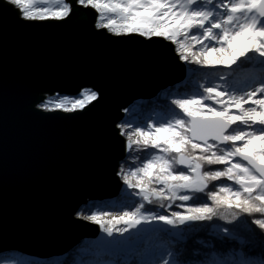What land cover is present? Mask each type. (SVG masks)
<instances>
[{
  "label": "water",
  "instance_id": "95a60500",
  "mask_svg": "<svg viewBox=\"0 0 264 264\" xmlns=\"http://www.w3.org/2000/svg\"><path fill=\"white\" fill-rule=\"evenodd\" d=\"M94 12L25 21L0 0V254L48 259L95 238L98 225L75 213L119 193L122 111L187 72L171 42L97 29ZM85 88L99 99L83 109L37 107Z\"/></svg>",
  "mask_w": 264,
  "mask_h": 264
},
{
  "label": "snow or ice",
  "instance_id": "6c2138e0",
  "mask_svg": "<svg viewBox=\"0 0 264 264\" xmlns=\"http://www.w3.org/2000/svg\"><path fill=\"white\" fill-rule=\"evenodd\" d=\"M25 21L67 20L79 7L95 10V27L113 35L137 34L147 39L163 38L175 45L174 52L185 64L232 65L252 64L256 75L245 84L248 91H229L222 85L203 88L187 98L174 99L164 115L137 120L145 127L131 129L130 124L118 125L127 138L131 153L154 149L150 157L127 169L121 165L116 173L129 189L127 196H139L141 203L131 211L102 220L108 213H77L81 219L101 224L112 236L113 231L126 232L141 221L162 222L173 228L184 225L186 230L199 221L224 219L233 228L223 227L231 234L235 228L252 224L261 230L264 239V0H53L51 8H35L34 0H4ZM194 71V70H193ZM220 79H225L220 77ZM80 99L48 100L37 107L50 110V105L64 111L83 109L99 99V93L85 88ZM258 97V98H257ZM70 105V106H68ZM170 117V118H169ZM158 125V126H156ZM135 137V139L133 138ZM223 167L213 169L212 166ZM226 181L233 183L229 184ZM221 181L219 185L212 184ZM212 185L215 190H209ZM183 211L157 215L143 211L145 202L170 208L176 201ZM207 200L211 203L189 201ZM259 216L240 221L241 215ZM123 221L127 227L115 228ZM153 230L140 229L135 237L106 240L110 248H128L145 242L140 264H202L191 261L177 249L168 252L148 235ZM165 235L169 230L160 229ZM177 242L181 233L173 234ZM164 255L170 258L162 259ZM68 264V262H65Z\"/></svg>",
  "mask_w": 264,
  "mask_h": 264
},
{
  "label": "rangeland",
  "instance_id": "374dc122",
  "mask_svg": "<svg viewBox=\"0 0 264 264\" xmlns=\"http://www.w3.org/2000/svg\"><path fill=\"white\" fill-rule=\"evenodd\" d=\"M35 8L38 10L40 8H51L53 7V0H34ZM94 21L96 22V16ZM174 48L175 45L173 44ZM185 66L187 72L183 76V79L179 82L172 84L170 86H166L165 88L159 90L158 98L162 100L161 106H156L155 102L146 105L145 108H136L132 105L133 102L137 101L134 100L130 104L127 105L126 108H124L122 113V118L118 125L121 124H130L131 129L134 130L136 127H145V123L148 122L147 118H151L152 121H155V118L158 116H162L165 114V112L170 108L175 109L177 112L180 110L176 108L175 105L172 104V101L174 99H182L187 98L194 94L197 89L202 92L203 88H198L199 85H204L205 87H212L214 85H222L223 87L220 88L221 91L224 90L226 87L229 91L237 90L239 91L241 88H243L244 91H248V87H244L245 84L249 83L252 78L256 75V68L252 64H246V65H232L230 68L226 67L224 65H197L198 69L190 70L189 66L190 64H185V62L181 61ZM220 77H224L225 79H220ZM171 87V88H169ZM258 98V97H257ZM140 100V99H139ZM158 102V101H157ZM156 102V103H157ZM160 103V102H158ZM170 118V117H169ZM137 120H144L145 123H136ZM117 125V126H118ZM158 126V125H156ZM119 128V127H118ZM119 133L120 128H119ZM124 142H125V154L123 158L120 160L118 165L119 171L121 165H123L126 169L133 164V159L137 156L140 157V159L135 160V164L139 165L143 162V159L146 157H150V153L154 152V149H146L141 152H129L127 149V138L126 136L122 135ZM135 139V137H133ZM213 169L221 168L223 166L221 165H214L212 166ZM119 177V176H118ZM121 181V192L114 195L113 198L105 200V201H97L94 203H88L90 200H88L85 204H83L80 207L85 208L87 211L84 212L85 215H90L92 212H98V213H108L110 215L102 216V220H108L111 219L112 216H119L124 211H131L133 208L138 206L142 201L139 199V196L133 195L132 197H128L127 193L135 191H138L136 189H129L127 185L124 184L123 180L119 177ZM226 183H233L231 181H226ZM221 181H214L212 184L219 185ZM209 190H215V188L212 187V185L209 186ZM211 203V201L207 200H198V201H189L187 203L193 204V203ZM181 202L176 201L174 204H172L173 207L170 208H163V211H159L157 207H153V204L146 203V206L144 207L143 211H151L155 212L157 215H169L173 211H183V209L177 207ZM88 205V206H86ZM148 205V207H147ZM79 207V209H80ZM77 210L75 213V216H77V213L81 210ZM78 217V216H77ZM255 218H259L258 214L255 217H252V220ZM92 222V221H91ZM224 222V221H223ZM219 223L215 224V226H210V232L215 236L211 241H215L217 243H222L225 240L230 239H237L240 244H244L243 246H247L246 252L243 255V263L240 264H264V257L261 256V260L258 258V252L263 253L264 252V239L253 237L252 239H247L241 236H238L235 231H232L231 234L224 233L222 231L223 227H226L224 224ZM98 225V234L93 239H81L78 243H76L69 253L70 255L66 258L61 260L57 264H65V262H68V264H140V261L145 258L144 257V249L146 246L145 242H138L134 247L131 249V251H122L120 249L125 248H119L115 249L113 252L108 250L111 249L110 247L105 245L106 240H112L114 238L116 239H126L130 236L135 237V234L140 229H151L153 226L159 227L154 229L151 233H149L148 238L154 239V242L157 246L162 247L160 244V240H158L155 230L160 229H167L169 230L170 234H175L177 232L176 228H173L170 225H164L162 222H156V221H141V224L135 225L131 228H128V231L120 233L113 231L112 236H108V234L103 230V226L101 224ZM127 227V225L124 224L123 221H120L118 224L114 225L115 228H124ZM180 228V227H179ZM183 232V231H182ZM162 234V232H160ZM262 240V241H261ZM92 242V243H88ZM81 245H84L83 249H81ZM108 248V249H107ZM119 250V251H118ZM168 252H170L168 250ZM16 254L15 256L13 254ZM258 253V254H257ZM66 253H64L65 255ZM60 256V255H59ZM215 257V254H212L208 257V261L206 264H239L238 260L234 261L233 263H230L231 261H228V259H223L224 261H217V259H213ZM64 258V257H63ZM170 258L167 255H164L162 259ZM51 258H39L32 255H23L21 253H15L11 250L6 251L2 254H0V264H40L41 261L44 263L50 262V264H55L54 261L52 263ZM50 260V261H49ZM228 261V262H226ZM260 262V263H258ZM204 264V263H203Z\"/></svg>",
  "mask_w": 264,
  "mask_h": 264
},
{
  "label": "trees",
  "instance_id": "16d2710c",
  "mask_svg": "<svg viewBox=\"0 0 264 264\" xmlns=\"http://www.w3.org/2000/svg\"><path fill=\"white\" fill-rule=\"evenodd\" d=\"M189 68H190V70L198 69L196 64H190ZM169 88H171V87H169ZM82 90L83 89H81L75 96H73L72 99H80L79 93ZM63 96L64 95H62V94L46 95L44 97V99L39 104L44 103L48 100H52L53 102H56L57 100L64 99L65 97H63ZM157 101L160 103H158ZM154 102H155L156 106L162 105L161 104L162 100L158 98V94L153 96V97H150V98L137 100V101L133 102L132 105L136 108L138 107L139 109L140 108L142 109V108H145L146 105L154 103ZM68 106H70V105H68ZM54 108L55 107H54V103H53V105H50V109H54ZM60 109H63V108H60ZM139 199H140V197H139ZM88 203H94V201L90 200V202H88ZM148 205H147V207H148ZM86 206H88V205H86ZM145 206H146V202H145ZM152 206L157 207L159 211H163V208H160L158 206V204H154ZM171 207H173V206H171ZM79 210H81V211L83 210L85 213L87 212L85 210L84 206L80 207ZM252 217L253 216L241 215L240 221H242V222L251 221ZM222 222L226 227H228L230 229L233 228V224L227 223V221H225L224 219L214 217L212 221L205 220V221L196 222L194 225H192L187 230H186V227L184 225L179 226L180 228H176L177 229L176 233L182 234V238L179 240V242H177V239L173 238L172 234H170V233L168 235H165L164 233L161 234L159 230H155V232H156L155 236H157L158 240H160V244L162 245V247L167 248V250H169L170 252H175L177 249H179L181 252H184V250L187 249V251L184 252V256H185V258H187L191 261H201L202 263H204V262L206 263L208 261V257L212 254H215V257H213V259L216 258L217 261H224L223 259H228V261H231L230 263H233L234 261H237V260H238L239 264L243 263V261H244L243 255L246 252L247 246L244 247L243 246L244 244H240L237 239L225 240V241H223V244L217 243L215 241H211L213 238H215V236L213 234H211V232L209 231L210 226L211 225L215 226V224H219ZM156 228L159 229V227L153 226V227H151V230H154ZM251 228L255 229V233L250 232L248 230L247 224H245L243 227L235 228L233 231H235V233L238 236H241V237H244L247 239H252L253 237L258 238L259 236L256 235V233H259L261 230L255 224H252ZM88 243H92V242H88ZM83 246L84 245H81V249L84 250ZM133 247L134 246H131V247L125 248L124 250L123 249H120V250L131 251V249ZM108 250H110L112 252L115 251L114 248H111ZM13 252H15V251H13ZM113 253H118V252H113ZM258 253H257L258 258H259V260H261V256L264 257V252L263 253L258 252ZM13 255L15 256L16 254H13ZM69 255H70L69 253H66L65 255L61 254L60 256L51 258L50 260H52V263L54 261V263L57 264L61 260L66 259ZM228 261H226V262H228ZM43 262L41 261L40 264H43ZM258 263H260V262H258ZM44 264H46V263H44ZM47 264H50V262H48Z\"/></svg>",
  "mask_w": 264,
  "mask_h": 264
},
{
  "label": "bare ground",
  "instance_id": "6f19581e",
  "mask_svg": "<svg viewBox=\"0 0 264 264\" xmlns=\"http://www.w3.org/2000/svg\"><path fill=\"white\" fill-rule=\"evenodd\" d=\"M122 113H123V111H122ZM120 122V121H119ZM118 122V123H119ZM118 123H117V125H118ZM121 189H122V186L120 187V190H119V193L121 192ZM203 264V263H202ZM204 264H206L205 262H204Z\"/></svg>",
  "mask_w": 264,
  "mask_h": 264
}]
</instances>
